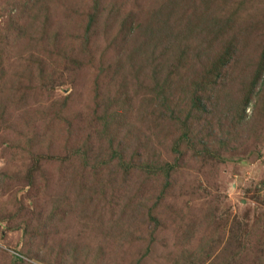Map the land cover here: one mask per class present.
I'll use <instances>...</instances> for the list:
<instances>
[{
	"label": "rangeland",
	"instance_id": "374dc122",
	"mask_svg": "<svg viewBox=\"0 0 264 264\" xmlns=\"http://www.w3.org/2000/svg\"><path fill=\"white\" fill-rule=\"evenodd\" d=\"M0 264H264V0H0Z\"/></svg>",
	"mask_w": 264,
	"mask_h": 264
},
{
	"label": "trees",
	"instance_id": "16d2710c",
	"mask_svg": "<svg viewBox=\"0 0 264 264\" xmlns=\"http://www.w3.org/2000/svg\"><path fill=\"white\" fill-rule=\"evenodd\" d=\"M19 257V256H18Z\"/></svg>",
	"mask_w": 264,
	"mask_h": 264
}]
</instances>
